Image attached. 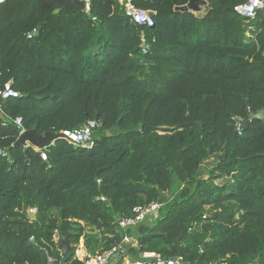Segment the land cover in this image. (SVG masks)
I'll use <instances>...</instances> for the list:
<instances>
[{"label": "trees", "instance_id": "obj_1", "mask_svg": "<svg viewBox=\"0 0 264 264\" xmlns=\"http://www.w3.org/2000/svg\"><path fill=\"white\" fill-rule=\"evenodd\" d=\"M118 1L81 14L0 1V88L19 93L0 103V264H81L80 239L94 254L124 236L134 261L264 264V119L237 133L264 109V13L246 22V0H206L202 15L175 11L188 0H133L153 14L146 27ZM17 118L41 135L96 120L95 146L59 139L42 161L15 144ZM150 203L159 215L142 234L118 228Z\"/></svg>", "mask_w": 264, "mask_h": 264}, {"label": "built area", "instance_id": "obj_2", "mask_svg": "<svg viewBox=\"0 0 264 264\" xmlns=\"http://www.w3.org/2000/svg\"><path fill=\"white\" fill-rule=\"evenodd\" d=\"M2 1V0H0ZM82 1L89 6V0H78ZM120 8L122 9L124 15L129 18L132 22L143 25L146 27H152L154 25L152 16L148 11L139 9L134 5L133 0H119ZM237 14L242 17L246 22L255 18L257 13H264V0H246L245 3L241 4L237 8ZM19 93L15 92L10 83H7L0 88V103L8 98H16ZM14 125L19 131V136L26 131L23 127L21 119L17 118L13 121ZM237 133L240 134V123L237 124ZM99 128V122L96 120H88L84 125L75 130H67L61 132L63 139L67 144L79 146L84 149H91L95 146V140L93 139L94 132ZM32 148L35 152H38L39 157L42 161H46V154L43 150H39L35 147L26 145ZM1 157H7V153L0 150ZM99 183V181H96ZM100 201L104 202V198H99ZM161 205L158 203H150L148 205L136 206L132 209V215L126 218H122L118 221V228L125 231L127 229H136L143 222H145L149 216H156L160 210ZM35 208H30L27 210L28 217L33 219L36 214ZM56 239V238H55ZM30 242H34L33 237L29 239ZM132 239L124 236L119 245L113 246L106 251H97L94 254L84 257L80 262L81 264H116L117 259L122 257L126 251V245L132 243ZM53 259L47 256V264H52ZM130 264H187L181 256H176L173 258H164L160 255L154 254L143 259H139L131 262ZM209 264H227L226 259L216 260L210 262ZM246 264H259L257 262H250Z\"/></svg>", "mask_w": 264, "mask_h": 264}, {"label": "water", "instance_id": "obj_3", "mask_svg": "<svg viewBox=\"0 0 264 264\" xmlns=\"http://www.w3.org/2000/svg\"><path fill=\"white\" fill-rule=\"evenodd\" d=\"M52 2L54 3V7H55L54 13L55 14L59 13L61 10H67L75 14L89 12V6L87 7L86 4L82 1L52 0ZM207 6H208V3L206 0H188L186 5L181 6V7H176L175 11L182 12V13L191 12L194 14H200L205 8H207ZM150 16H153V14L150 13ZM37 34L38 32L34 31L32 32L31 35L34 36ZM263 119H264V109H262L256 114L251 113L249 115L248 120L240 123V127L242 129L247 128L249 126V123L255 120L262 121ZM106 135L110 137L111 134L109 132H106ZM59 139H63V135L61 133L56 134V133L47 132L44 135H41L37 133L35 130H26L18 137L15 144L20 145V146L29 145L39 150H43L44 148L52 145L54 141L59 140ZM222 158L223 156L220 157V159ZM153 218H154L153 215L149 216V219L152 220ZM143 228H144L143 225L138 227V231L140 234L143 233ZM176 241L178 242L179 238L176 239ZM70 249H71V246L65 241H62L59 245V251L62 257H64ZM52 264H57V262L53 261Z\"/></svg>", "mask_w": 264, "mask_h": 264}, {"label": "crops", "instance_id": "obj_4", "mask_svg": "<svg viewBox=\"0 0 264 264\" xmlns=\"http://www.w3.org/2000/svg\"><path fill=\"white\" fill-rule=\"evenodd\" d=\"M155 217V216H154ZM151 221V219H147L146 222L144 223V225H147L149 222ZM55 241H57V238L55 239ZM133 244H135V241H132ZM91 255L87 252L86 248L83 245V240L80 239L79 244L76 248L75 251V257L77 260L81 261L84 257ZM147 257V256H146ZM144 256L140 257V259H143ZM134 260L132 259V257L130 256H123L117 259L116 264H130L131 262H133Z\"/></svg>", "mask_w": 264, "mask_h": 264}, {"label": "rangeland", "instance_id": "obj_5", "mask_svg": "<svg viewBox=\"0 0 264 264\" xmlns=\"http://www.w3.org/2000/svg\"><path fill=\"white\" fill-rule=\"evenodd\" d=\"M204 13V10L199 14V15H202ZM207 165H209L210 164V162H208V163H206ZM166 196H167V198H170V195H169V193H167V194H165ZM159 215V213L155 216V217H157ZM146 222V221H145ZM144 222V223H145Z\"/></svg>", "mask_w": 264, "mask_h": 264}]
</instances>
